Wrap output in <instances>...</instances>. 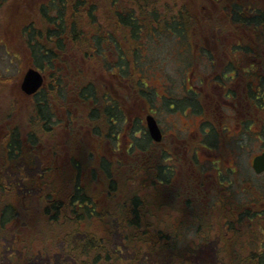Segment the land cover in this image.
Returning <instances> with one entry per match:
<instances>
[{
	"label": "trees",
	"instance_id": "1",
	"mask_svg": "<svg viewBox=\"0 0 264 264\" xmlns=\"http://www.w3.org/2000/svg\"><path fill=\"white\" fill-rule=\"evenodd\" d=\"M213 1L227 18L223 24L219 14L214 15L213 39L227 52L222 63L205 43H198L191 54L197 58L205 52L213 68L223 66L220 83L227 87L229 81L231 85L249 77L248 103L262 114L264 0ZM191 3L50 0L39 6V23L23 26L32 65L45 77L44 86L23 108L31 146L38 136L52 140L61 123L58 110L72 121L84 120L97 134L99 146L92 149L74 139L72 169L59 172L67 190L59 189L52 186L49 150H30L20 140L19 127L10 128L8 163L23 157L35 168L40 152L41 183L33 179L25 185L28 190L44 184L48 188L30 205L0 195V264H264V228L254 230L255 225L264 226V198L259 196L247 211L230 199L208 202L201 176L196 177V143L187 149L184 164L180 159L175 163L176 151L160 147L148 132L118 153L121 157L105 150L117 133L116 124L127 118L124 97L152 104L153 89L137 62L143 38L167 29L187 37L183 49L189 50L196 36V7ZM250 121L258 125L256 119ZM57 146L50 147L51 155ZM83 174L88 178L80 184ZM92 180H100L99 189L87 186ZM212 233L214 251L202 263L199 258Z\"/></svg>",
	"mask_w": 264,
	"mask_h": 264
},
{
	"label": "rangeland",
	"instance_id": "2",
	"mask_svg": "<svg viewBox=\"0 0 264 264\" xmlns=\"http://www.w3.org/2000/svg\"><path fill=\"white\" fill-rule=\"evenodd\" d=\"M49 1L0 0V195L7 197L12 203L20 202L24 205H30L32 199L38 201L39 192L48 187L44 184L41 189L26 188L29 180L35 179V182L41 183V177L38 176L41 173L40 152L38 157H35V168H29L23 157L17 158L14 164L8 163L5 149L10 128L19 127L20 140L24 144L27 143L30 150H49L48 159L51 160L50 165L54 166L55 180L52 181V186L59 189L67 190V183L61 182L64 176L59 172L72 169L70 152L74 147V139L79 137L85 146L92 149L99 146L97 134H93L89 127L84 126V120L79 122L65 118V115H61V110H58L60 118L62 117L59 127L57 126L59 130H55L52 140L46 138L41 141L38 136L35 147H32L28 140L29 128L25 127L27 122L22 117H26L23 108L30 99L20 91V85L25 72L33 65L22 29L26 24L40 22L39 6ZM162 2L166 3L168 0ZM191 2L196 7L197 39L195 36L192 47L188 44L189 50L184 52L186 47L182 40L186 41L188 38L170 34L167 29L165 33L143 38V48L137 62L139 70L146 77L145 81L153 89L150 96L152 104L137 97H134L135 100L133 97L129 100L124 97L122 101L127 108V118L120 125L116 124L117 133L114 139L106 142L105 150L112 156L121 157L119 154L125 153L131 143L142 140L143 134H148L146 116L152 114L163 133L160 147L176 151L175 163L180 159L184 164L187 149L196 143V177L200 179L201 176L202 191L206 195L204 198L212 203L218 199H230L236 202L239 208L242 205L247 211L250 204L256 205L259 196L264 198V172L257 174L252 167L253 157L264 151V125L260 126V123L264 122V112L258 113L249 105L248 121L243 128H239L238 124L242 118L240 102L241 97H246L248 93V85L251 82L248 81L249 77L246 76L245 80H233L231 85L230 81L228 82L229 89L237 94L234 103L238 108L233 112L229 100L225 97L227 90L222 88L224 83H220L223 66L217 64L213 68L212 59L207 53L199 54L196 58L190 51L195 53L198 43L206 44L214 55L221 58L218 60L222 63V57L227 51L220 50L215 44V27L212 22H216L219 14V20L225 24V12L222 9L219 13L218 5L213 0ZM199 35L209 37L203 40ZM167 96L170 99L166 98ZM174 102L184 106L183 109L174 105ZM260 116L263 117L261 121ZM250 119H256L258 125ZM120 127L121 131L118 132ZM80 141L78 140L76 147ZM56 144L57 153L51 155L50 147ZM36 150L33 153L37 152ZM134 150L135 154L140 153L138 147ZM178 173L181 176L180 172ZM86 177L88 178V174H83L79 183H86ZM97 181L92 180L87 186L99 189L100 180ZM261 228L264 226L255 225L254 230L260 232ZM190 237L191 235L188 239ZM211 237L212 240L199 258L202 263L206 259L210 260L214 251L216 234L212 233Z\"/></svg>",
	"mask_w": 264,
	"mask_h": 264
},
{
	"label": "water",
	"instance_id": "3",
	"mask_svg": "<svg viewBox=\"0 0 264 264\" xmlns=\"http://www.w3.org/2000/svg\"><path fill=\"white\" fill-rule=\"evenodd\" d=\"M44 84V75L38 69L31 67L25 72L20 87L27 96H31L37 93ZM146 122L148 133L152 140L157 143L161 142L163 139V133L154 115L148 114L146 116ZM252 167L257 174L264 172V152L254 156Z\"/></svg>",
	"mask_w": 264,
	"mask_h": 264
},
{
	"label": "flooded vegetation",
	"instance_id": "4",
	"mask_svg": "<svg viewBox=\"0 0 264 264\" xmlns=\"http://www.w3.org/2000/svg\"><path fill=\"white\" fill-rule=\"evenodd\" d=\"M199 36L202 37L203 40H207V37H209L208 35H206V36L199 35ZM196 39H197V34H196ZM222 88L225 89V90H228L226 92V94H225V97H226V99L229 100V103H230L229 106H230L231 110L233 112L237 111L238 106L234 103L236 101L235 98L237 97V95L235 96V94H234L235 91L232 92V90L228 89L230 87H227L226 84L222 85ZM240 103H241L240 107H241V112H242V118H241V121H240V123L238 125H239V128H243L244 124L248 121V107H249V103H248V99H247V94H246V97L245 96L241 97V102Z\"/></svg>",
	"mask_w": 264,
	"mask_h": 264
}]
</instances>
